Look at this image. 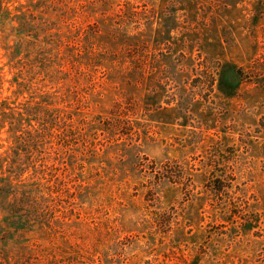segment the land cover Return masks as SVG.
Segmentation results:
<instances>
[{
    "label": "rangeland",
    "instance_id": "rangeland-1",
    "mask_svg": "<svg viewBox=\"0 0 264 264\" xmlns=\"http://www.w3.org/2000/svg\"><path fill=\"white\" fill-rule=\"evenodd\" d=\"M257 235L264 0H0V264H264Z\"/></svg>",
    "mask_w": 264,
    "mask_h": 264
},
{
    "label": "trees",
    "instance_id": "trees-1",
    "mask_svg": "<svg viewBox=\"0 0 264 264\" xmlns=\"http://www.w3.org/2000/svg\"><path fill=\"white\" fill-rule=\"evenodd\" d=\"M19 115L22 118L24 117V114H19ZM4 116H5V113H4ZM34 117H35L34 122L36 124L34 125L33 123H29L27 125V129L22 128L23 125L21 123L19 124V126L17 128L12 127L13 128L12 131H16L17 133L20 134L18 139L23 140L24 137L27 138L28 135H32V136L36 137V135L42 134V132L44 131L45 120L38 118V116H36V115H32V118H34ZM22 120L23 119H21V121ZM12 126H14V124H12ZM157 166L158 165L156 164V167L153 169L154 170V172H153L154 177L153 178L156 180L157 185L154 189L152 188L150 191H148L146 193L147 195H149L151 197L153 196L154 199H149L148 202H157L158 204H160V206L170 207L175 201H177L178 197L180 196V193L182 192V190L185 186L184 181L186 180V177H184V176H186L189 173H185V172L183 173V171L179 172V173H175V171H172V170L170 171L167 169L159 170L157 168ZM166 166H168V165H166ZM208 174H209V176H211L214 179L212 181L211 192H209V193L210 194L212 193V195L214 194L215 196H219V194L223 195V192H225V188H227V186H224L223 175H222V178H216L215 174H213L212 172L208 173ZM170 185L179 186V187L176 189H174V188L168 189V186H170ZM153 192H157V195H154ZM244 206L246 208L247 204L245 203L244 205L238 206V208H242ZM233 207L234 206L232 205V203L225 205V208L222 209V212L220 213V215H218L217 218H220L224 222L228 221V219L226 220V216L228 214H230V216L233 215V213H232ZM218 210H220V209H218ZM229 210H230V213H228ZM198 211L199 210H197L195 215H193L192 218H190L193 221L194 225H196L197 223L202 221ZM250 211H251L250 209L248 210L246 208L240 214L241 216L238 217V215H235L236 218L240 219V221H241L240 225L242 228H244L243 232L245 235H251V232L256 229V227L253 225L254 223H252V221L247 220L246 218H243V213L244 212H250ZM257 238H264V235H257ZM242 253H240L242 255L238 254L239 255L237 257L238 261L235 262L234 260H230V254L228 255V254L224 253V255H223L222 251H220V254H219L220 261L222 264H253L254 263L253 257L249 256V254H244V252H242ZM205 257H208V263H209L210 258H212L213 260H216L215 258H217V257H212V255L210 253H206L205 255L197 254L196 257H194L193 261L190 264H201V262L204 260ZM215 264H219V263H215Z\"/></svg>",
    "mask_w": 264,
    "mask_h": 264
}]
</instances>
